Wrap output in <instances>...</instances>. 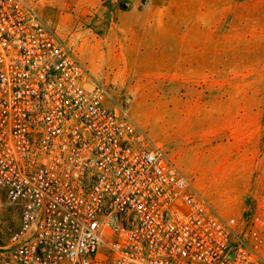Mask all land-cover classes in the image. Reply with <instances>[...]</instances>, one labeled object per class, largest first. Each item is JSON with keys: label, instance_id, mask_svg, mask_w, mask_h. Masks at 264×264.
<instances>
[{"label": "built area", "instance_id": "obj_1", "mask_svg": "<svg viewBox=\"0 0 264 264\" xmlns=\"http://www.w3.org/2000/svg\"><path fill=\"white\" fill-rule=\"evenodd\" d=\"M0 264H264V187L223 215L30 0H0Z\"/></svg>", "mask_w": 264, "mask_h": 264}, {"label": "rangeland", "instance_id": "obj_2", "mask_svg": "<svg viewBox=\"0 0 264 264\" xmlns=\"http://www.w3.org/2000/svg\"><path fill=\"white\" fill-rule=\"evenodd\" d=\"M30 1L218 212L245 209L264 187V0ZM18 220L0 204V246Z\"/></svg>", "mask_w": 264, "mask_h": 264}, {"label": "crops", "instance_id": "obj_3", "mask_svg": "<svg viewBox=\"0 0 264 264\" xmlns=\"http://www.w3.org/2000/svg\"><path fill=\"white\" fill-rule=\"evenodd\" d=\"M231 156V154H227V153H222V152H212L210 153V158L209 159H213L216 161V163L212 166V165H208V163H205L209 169H210V172L212 174H215V173H222V174H225L227 172H230L229 175L230 176H234L233 175V170L235 168H237L239 165H237V163L235 161H230L229 159L226 160V162L223 164L222 166V160L226 157V156ZM218 173V174H219ZM264 173H262L261 171L258 173L256 172V176H262Z\"/></svg>", "mask_w": 264, "mask_h": 264}]
</instances>
